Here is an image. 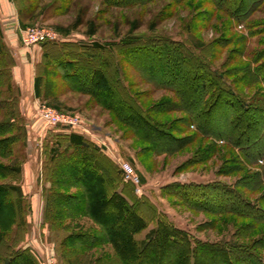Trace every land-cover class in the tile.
Listing matches in <instances>:
<instances>
[{
    "label": "rangeland",
    "instance_id": "rangeland-1",
    "mask_svg": "<svg viewBox=\"0 0 264 264\" xmlns=\"http://www.w3.org/2000/svg\"><path fill=\"white\" fill-rule=\"evenodd\" d=\"M253 1L247 0V5ZM131 3L129 0L120 3L108 0H0V23L6 32L4 34L2 29L7 45L10 44L7 51L13 62L10 66L12 79L16 59L32 69L35 75L43 76L42 96L25 101V109H32V114L21 112L27 138L13 143L7 157L0 155V165L20 163L23 167V163L32 161L36 173L51 172L53 165L46 153V140L50 133L60 132L63 127H44L39 110L46 106L59 115L75 119L77 125L70 131L84 133L89 141L97 143L104 150L106 159L114 161L122 175L121 163L131 164L137 182H128L136 195L135 208L147 220L146 227L135 233L136 239H146L159 221L186 231L193 239L207 242L251 245L263 239L264 224L236 214L209 210L200 204L226 198L224 193L207 187L217 182L235 187L251 200L264 204V158L251 162L234 144L203 135L194 125L183 123L189 116L179 106L181 93L151 81V75L159 73L150 69L139 56L142 52L137 50L138 44L131 46L126 42L137 38L144 42L147 37L160 35L185 43L195 55L227 72V78L233 81L242 96L248 99L264 96L261 81L235 82L243 68L264 62V0H260L247 15V21L241 23L217 9L212 0H132ZM33 28L53 31L59 39L46 46L41 43L25 45L22 31ZM66 30L68 33H64ZM91 31L95 33L91 35ZM94 42L107 47L103 50L93 48ZM35 46L41 48L35 49ZM46 49L51 52V58L44 56ZM4 57H0V62L6 60ZM67 61L75 64L67 65ZM104 61L112 63L114 79H119L118 83L106 74ZM24 66L21 69L26 71ZM84 68L98 73L92 76L91 82L80 85V78L72 73L77 74ZM67 73L71 74L68 78ZM4 89L5 85H0V100L7 96ZM18 93L20 99V91ZM136 107L146 116L149 114L171 138L179 139V147L172 152H159L150 141L141 137L139 131H149V127L142 125ZM123 114L130 116L136 125ZM6 119L0 112V123ZM32 121H38L45 134L36 136L29 132ZM254 132L247 133L253 141L259 134ZM158 137H162L163 144H169V139L164 140L160 134ZM231 167L235 169L228 172ZM255 179L260 182L256 184ZM13 180L0 179V183ZM29 182L34 191L38 189L36 180L32 184L31 180ZM62 190L77 193L74 187H63ZM32 200L25 197L27 207ZM43 214L46 219V212L40 210L25 214L26 225L21 226L25 232L19 239L16 237L17 223L8 227L0 244V257L10 256L12 249L28 248L40 264L48 257L54 258L57 264H123L108 241L90 250L72 243L68 246L73 247V253L63 257L64 250L59 245L62 237L49 227L45 232L40 227ZM9 215L10 219H18L16 213ZM2 224L8 226L9 222L4 220ZM249 224L253 226L250 231L247 230ZM60 227L62 234L97 233L99 229L91 218L82 215L65 217ZM52 233L55 234L52 236ZM258 251L264 255L263 248Z\"/></svg>",
    "mask_w": 264,
    "mask_h": 264
},
{
    "label": "trees",
    "instance_id": "trees-1",
    "mask_svg": "<svg viewBox=\"0 0 264 264\" xmlns=\"http://www.w3.org/2000/svg\"><path fill=\"white\" fill-rule=\"evenodd\" d=\"M108 1L120 3L128 0ZM131 1L129 0V3L133 4ZM259 1L254 0L249 6L247 0H212V3L217 9L241 23L247 21V15ZM243 11L245 13H242ZM94 33V31L90 32L91 35ZM0 40V57L4 55L6 59L0 62V85H5L4 93L7 95L0 100V112L8 118L0 123V135H2L0 155L7 157L12 152L13 143L18 139L25 141L27 128L19 108V89L14 88L10 72L13 62L1 33ZM139 41L140 39L137 38L126 43L131 46L138 44L137 50L142 52L139 56L144 58V62L149 64L150 69L160 74H152L151 81L160 87L176 89L181 93L179 106L189 116L183 123L188 126L194 125L203 135L234 144L250 158L251 162L263 160L261 159L264 158L263 95L252 99L245 98L239 93L233 81L227 78V72L214 68L209 61L195 55L185 43L175 42L160 35L147 37L144 42ZM49 42L45 41L41 44L46 46ZM91 46L100 50L107 47L97 42ZM109 49H112L110 45ZM44 56L51 58V52L46 49ZM69 63L75 64L72 61L66 62L67 65ZM104 65L106 74L112 79L116 78L112 63L104 61ZM116 69L118 71V68ZM96 73L98 71L85 69L72 74L78 75L81 85L86 81L91 82L92 76L94 77ZM69 75L71 74L67 73L66 78L70 77ZM118 81L119 79L114 82L118 83ZM253 81L264 83V62H260L255 67L249 65L243 68L235 82L250 84ZM42 84L43 76H36L35 94L38 97H41L43 93ZM136 110L142 119V125L149 127V131H139V135L150 141L155 150L172 152L179 147L177 144L179 139L171 138L159 127L160 124L149 114L148 118L139 107H136ZM123 115L129 122L136 125L130 116ZM62 127L68 131L71 130L66 126ZM250 131L259 133L255 141L251 136H247ZM159 134L164 140L169 139V144L167 142L163 144L162 137H158ZM52 140L53 143L48 142L46 146V153L50 155L49 161L53 168L50 167L51 172H47L52 187L47 196L45 212L46 220L56 234L62 237L59 245L63 247V257L66 253H73V247L68 246L72 243L90 250L108 241L115 247L123 264H163V262L167 264H264V255L258 251L259 248L264 249V238L254 241L251 245L207 242L193 239L186 231L159 221L160 224L148 233L146 239H136L135 233L146 227L147 220L138 208H135L136 195L132 186L130 182L124 180L122 171L118 170L114 161L106 159V155L100 151L99 147L82 134L70 131L56 134ZM229 169L228 172H231L235 168ZM21 173L20 163L0 165V179H14L13 182L0 183V244L4 234L8 232V227L15 223L19 229L17 239L21 238L25 232L21 230V226L26 225L25 214H27L24 195L19 185ZM255 180H257L256 184L260 182L258 179ZM63 187H74L77 193H65L62 190ZM207 187H213L224 193L226 198L216 203L202 202L200 205L203 207L236 214L250 218L255 223L264 224L262 202L251 200L239 189L218 182L211 183ZM10 212L16 213L18 219H10ZM5 213H8L6 216L8 219ZM71 215L91 218L98 225V232L62 234L60 223L65 217ZM11 216L14 217V215ZM4 220L9 222L8 226L2 224ZM251 227H253L252 224H249L247 230L250 231ZM0 264H40V262L37 263L30 249L18 248L12 249L10 256L0 257Z\"/></svg>",
    "mask_w": 264,
    "mask_h": 264
},
{
    "label": "crops",
    "instance_id": "crops-1",
    "mask_svg": "<svg viewBox=\"0 0 264 264\" xmlns=\"http://www.w3.org/2000/svg\"><path fill=\"white\" fill-rule=\"evenodd\" d=\"M2 29H3V26L0 23V30H1L0 33L3 36L2 37L3 42L5 43L6 47H8L10 45L9 44L10 42L8 41L9 45H7V41L5 40L3 32H2L4 29L3 30ZM4 34H6L5 30H4ZM12 42L14 44L15 39ZM34 48L40 49L41 46H35ZM20 64H21V66H20ZM23 66H24L23 62L16 59V65L13 68V83L15 84V86L20 91V99H19L20 107L19 108H20L21 112H23L25 115H28V114H32V109H31V111H30V109L26 110L24 105H25V101L27 100V98L29 100H32L33 98L38 97L35 94V79H36L37 75H35V73H34V71H32V69H28L27 66H24L27 68L26 71H24L23 69H21ZM37 122L33 123V121H32L29 123V132L35 134L36 136L45 134V132H46L44 129V127H46L45 123H44V127H43V126L38 125ZM68 132H70V130L68 131V129L63 128L62 131L57 132L55 134L50 133L49 137L46 141L49 142L50 144H52L53 143L52 137L54 135L61 134V133H68ZM73 132L79 133V132L74 131V130H73ZM79 134H82L84 137H86L84 133H79ZM50 137H51V139H50ZM94 144L99 147V145L97 143H94ZM99 149L105 155L104 150L101 148H99ZM33 163L34 162H32V161H27V162L23 163L22 173H21V176L19 179V185H20L21 190L23 192L24 199L27 196H29L33 199L31 201V204L30 203L28 204L27 213L28 212L34 213L35 211H39V210L44 213L46 210L47 196H48V193L52 187V183H51L47 173H45V175H44V173H36L35 172ZM30 180H31V184H32V181H35V180L37 181L38 189H36L35 191L33 188L30 187V182H29ZM42 216H43V219L39 221L40 227H43L44 232L46 230V227H49V229L52 231L53 227L44 218V214ZM54 234L55 233H52V236ZM54 242L50 241V243H52V244Z\"/></svg>",
    "mask_w": 264,
    "mask_h": 264
},
{
    "label": "built area",
    "instance_id": "built-area-1",
    "mask_svg": "<svg viewBox=\"0 0 264 264\" xmlns=\"http://www.w3.org/2000/svg\"><path fill=\"white\" fill-rule=\"evenodd\" d=\"M22 42L25 45H34L38 43H42L45 41H55L59 39V35L53 31L45 30V29H28L24 32L22 31ZM39 115L41 119L44 121L46 126H66L70 129H73L77 125V121L68 116L59 115L55 113L51 108L44 106L43 109L39 110ZM121 168L123 170V175L126 181H134V170L131 164L127 162L121 163ZM44 264H57L54 258H49L45 261Z\"/></svg>",
    "mask_w": 264,
    "mask_h": 264
}]
</instances>
